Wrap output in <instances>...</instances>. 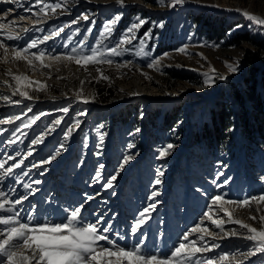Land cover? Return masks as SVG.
Masks as SVG:
<instances>
[{
	"label": "rangeland",
	"instance_id": "374dc122",
	"mask_svg": "<svg viewBox=\"0 0 264 264\" xmlns=\"http://www.w3.org/2000/svg\"><path fill=\"white\" fill-rule=\"evenodd\" d=\"M22 2L25 8L38 11L33 7L35 0ZM52 2L54 0H42V3ZM123 2L126 7H121L116 0H102L103 5H76L75 0H68L66 10L57 9L53 15L48 9L49 22L44 20L40 24L34 23L40 17L30 13L28 27L38 29L28 32L30 40L51 36L53 29L63 27L58 38L53 37L51 42V49L56 53H68L80 41H84L85 52L93 46L104 51L108 46H116L136 17L146 23L136 31L137 39L122 46L119 56L109 57L111 64L84 66L68 61L84 73L83 99L89 95L87 90L93 95L87 99L88 103L73 96L61 99L62 90L68 88L67 77L58 79L64 80L60 83L50 77L48 88L46 83L29 90L28 95L38 99L37 103H24L20 97H11L0 90V120L20 117V120L13 119L12 124H0L3 129L0 131V161L12 156L14 160L5 161V166L11 167L17 160H23L21 169L0 181V188L6 192L15 189L16 198L26 194L29 190L15 180L27 172L23 183H32L37 191L28 196L23 207L30 211V205H36L41 216H60L70 205L84 204L85 217L93 219L92 214L97 218L103 215L104 226L111 222L113 238L116 232L126 237L118 241L119 244L132 245L146 235L149 249L158 246L166 252L178 246L186 232L190 239L198 238L201 234L191 233V229L200 224L214 234L211 237L204 234L206 241L214 239L220 245L205 254L208 257L215 254L218 258L227 252L232 264L236 260L242 264H264V253L257 252L245 259L250 251H255L254 242L242 238L239 244H226L224 233L236 231L237 225L229 224L221 230L204 215L209 212L213 219L212 211L223 208L231 213V220H241L258 231L264 229V221L260 219L264 216V201L252 199L264 195V161L255 158L250 169L244 148V145L251 146L264 160V140L261 144L254 141L255 127L264 139V26L256 25L244 15L247 12L264 19V0H188L174 8L168 6L171 0ZM81 14H87L90 19L81 18L78 24H71ZM118 14L121 19L114 25L111 36L101 37L105 22ZM46 26L48 30L44 29ZM149 30L150 36L145 38ZM140 39H145V46L143 52L137 54ZM98 41L102 43L97 45ZM237 59L241 62L239 71L229 74L226 62L234 64ZM154 60L159 64L149 68ZM204 73L215 77V83L205 85ZM220 75L227 78L220 80ZM48 89L56 96L55 101L48 98ZM107 89L113 90L111 104L95 106V99L99 105L103 104L99 99L100 90ZM3 96L21 102H9ZM196 96L202 97V101L195 103ZM131 97L135 98L119 106L113 105L116 99ZM146 97L162 99L151 104ZM64 108L69 109L68 113L62 111ZM113 112L116 114L109 116ZM35 117H39L35 124L22 129L26 135L17 133L20 141L9 144L15 129ZM61 118L62 123L56 125L54 122ZM76 120L80 121L79 126L65 139V132ZM39 136H43V142L32 145V140ZM144 138L147 144L143 143ZM92 139L94 147L89 152ZM110 139L115 141L111 151L107 150ZM169 144L173 145L172 149L160 158V150ZM50 155L55 159L42 164ZM126 155L133 159L120 169ZM100 165H104L102 172L106 178L119 169L111 189H103L106 179L99 183L93 179ZM157 178L159 184L155 183ZM35 180L41 183H33ZM153 191L158 192V196L150 199ZM89 195L94 199L85 203ZM216 195L234 203L213 205L212 197ZM243 199H248L250 204L237 203ZM153 203L156 207L143 232L133 236L132 223L144 207ZM223 217L230 221L225 211L216 220ZM172 235L176 237L173 239ZM197 246H204V242Z\"/></svg>",
	"mask_w": 264,
	"mask_h": 264
},
{
	"label": "snow or ice",
	"instance_id": "6c2138e0",
	"mask_svg": "<svg viewBox=\"0 0 264 264\" xmlns=\"http://www.w3.org/2000/svg\"><path fill=\"white\" fill-rule=\"evenodd\" d=\"M160 3H164L165 0H159ZM188 2V0H171L168 4L169 7H176L177 5H182ZM121 7H126L123 0H116ZM22 6V5H21ZM33 7L38 8L37 12H33L34 17H40L34 21L35 24H40L44 20L48 19L47 10L51 9L53 15L56 14L57 9H67L66 0H54L52 3H42V0H35ZM12 10L9 9V12ZM25 11H31V8H25ZM43 14V15H41ZM63 14V12L61 13ZM248 19L253 21L256 25L264 26V19H260L255 15H249L247 12L244 13ZM7 16V13H5ZM85 21L89 20L87 14H81V17L77 20L71 21V24H78L79 19ZM23 19V17L21 18ZM121 19V14L116 15L113 19L108 20L104 24V29L101 32V37L107 39L111 36L113 27ZM138 21V23L136 22ZM15 23V22H10ZM94 23V21H93ZM146 21L140 17H136L133 23L125 30L122 34V38L116 44V46H108L104 51L100 50L99 46L91 47L88 52L83 51L84 41H80L77 47L71 48L70 52L65 55H52L51 59L55 62L64 61H75L77 65H90L93 63H109L113 61L109 57L119 56L121 54V48L125 44H131L132 40L137 39L135 33L143 26ZM69 25H65L68 27ZM8 25L0 22V35L3 34L4 29ZM38 30L34 28L22 29V33H27L28 31ZM63 31V27L59 30L53 29L51 36H44L43 40L33 39L26 47L14 46L11 49V57L14 61L24 60L27 61L29 65H32L33 60L39 61L42 66L50 67V65L44 64L45 53L39 51V45L46 42L47 40L58 36L60 32ZM79 31V29H77ZM151 30L145 33V38L150 36ZM22 39L20 33L8 32L4 39H0V48L4 50V62H9L8 60V48L5 47L7 41H19ZM72 37L69 36V40ZM102 41H98L97 45H100ZM145 46V39H140V48L137 54L143 52ZM31 49H37L36 52H31L30 56L26 55ZM180 51H185V49H180ZM90 53V54H89ZM167 55V54H165ZM240 60L237 59L236 62L227 63L226 68L229 74L237 73L240 69ZM159 64L158 60H154L153 63L149 64V68H153ZM214 71V70H213ZM12 76V79L16 81L17 91L21 97H27L28 93L26 91L20 90V85L22 81H27L28 78L23 75H12L11 71L7 73ZM205 80L204 84L210 86L215 83V77L209 76L208 73H204ZM106 78V77H105ZM220 80L227 78L225 75H220L218 77ZM5 84L8 83L7 80L4 81ZM29 83H32L29 81ZM84 82L81 81V84ZM15 94V93H14ZM135 94V93H133ZM77 98H80L79 94ZM3 99L9 102H14L19 104L21 101H10L8 96H3ZM83 103H88L87 99L82 100ZM64 113H68L69 109L64 108L62 110ZM41 116L45 113H41ZM15 120H20V117H14ZM13 119L0 120V124H12ZM39 117L29 119L26 123L21 124L13 132V139L8 141L9 144H15L20 141L22 129L30 128L36 123ZM62 119H57L54 123L60 125ZM80 124L79 120L75 121L73 127L69 128L65 132V139H67L72 131L75 130ZM3 131V129H0ZM139 131V130H137ZM43 136H39L32 140V145L43 142ZM103 137L101 136V141ZM63 147V145H61ZM133 145H129L132 148ZM173 145L169 144L166 148L160 150L159 156L163 158L168 155L169 151L172 149ZM59 154V151L56 153ZM99 154V153H98ZM28 155H31L29 151ZM55 159L54 155H50L48 160L41 161V163H50L51 160ZM133 157L131 155H126L123 158V162L120 165V169L124 167ZM14 160L12 156H7L5 161ZM5 161H0V181H3L6 177H12L14 175V170L21 169L23 160H17L11 167L5 166ZM33 167H38V165H33ZM104 165H100L97 169L93 179L99 183L106 179V183L102 185L103 189H111L117 178L119 169L117 173L111 175L110 177H105L103 175ZM19 175V174H17ZM28 173L23 172V175L19 179L15 180L16 184H22L24 189L29 190L24 195H19L16 198L15 189H9L8 192L0 188V264H232L229 260V254L226 252L223 255H216L210 258L207 253H212L214 249L220 247L215 240L206 241V235L211 237L214 234L208 232L207 228L201 227L197 224L191 229V233H199L201 235L196 239H190V234L186 232L181 238V242L174 249L169 251H164L158 246L149 249L146 243V235L139 239L138 243L132 245L119 244L118 241L125 240L126 237L121 235L119 232L115 233V238H113V229L111 227V222H108V226H104V216L101 215L98 218L95 214H92L93 219H89L84 216L83 208L84 204L70 205L68 208L63 210V215L60 216H41L38 214V209L36 205H30V211L23 207L24 201L28 199V196L34 195L37 189L32 187V183H23V179L27 177ZM33 183L40 184V180H35ZM155 183L159 184L160 180L157 178ZM225 184L228 183L227 180L224 181ZM158 196V192L153 191L151 193V198ZM94 199L93 196H86L85 203L88 200ZM253 200L264 201V195L260 197H253ZM213 205H223L225 203H234L233 201H225L221 195H216L212 197ZM239 205L247 206L250 204L248 199H243L238 201ZM156 205L150 204L144 207L139 213L135 221L131 225V234L137 236L143 232L145 224L151 217V212L154 210ZM231 220V213H228L226 209H223ZM211 220V223L216 225L217 228H221L223 221L215 220L211 218L209 212L204 214ZM255 219V217H252ZM264 221V216L260 217ZM235 224L240 225L241 229L247 230V235L241 238L248 241L255 242V251H250L245 259L250 258L252 255L258 253H264V229L257 230L251 227L249 224H245L239 220L234 221ZM206 234V235H204ZM225 237H236L240 236V233L233 230L232 232H225ZM204 242V246H197L198 243ZM210 245V246H209ZM235 264H242L240 260H236Z\"/></svg>",
	"mask_w": 264,
	"mask_h": 264
},
{
	"label": "bare ground",
	"instance_id": "6f19581e",
	"mask_svg": "<svg viewBox=\"0 0 264 264\" xmlns=\"http://www.w3.org/2000/svg\"><path fill=\"white\" fill-rule=\"evenodd\" d=\"M67 1L68 0H66V2ZM75 1H76V5H78V4H86V5L99 4V5H103L102 0H75ZM23 4L24 3L22 2V0H0V22L5 23L6 25H8V27L6 29H4L3 34L0 35V39H4V37L8 34V32L20 33L22 35V39L21 40H19V41H7L6 44H5V47H7L8 50H9V52H8V60H9V62H7V63L4 62V50L2 48H0V90L5 91L6 94L7 93L10 94L11 97H20L24 101V103H28L30 101H33V102L35 101V103H37L38 99L33 98L30 95H28V96L31 97L32 100L28 99L27 97H21L19 95V92L17 91L16 81L12 79V76L7 74L9 71H11L12 75H23V76H26L28 78L27 81H22L21 85H20V90L21 91H26V92H28L29 90L33 89L36 86L38 87V86H41V85H44V84L46 85V83H47L46 88H48V78H50V77L53 78L56 82H59V83L61 81H64V80H62V79L58 80V79H60L62 77L63 78L67 77L69 79L68 82H66L68 84V88L62 90V91H64V93L60 94L61 99L64 98V97L65 98H69V97H72V96L73 97H77L78 94H79L80 98L83 99L84 97L82 95V92H83V90H85V88H84L83 84H81V81L85 80L84 73L79 68V66L70 65L68 63V61L62 60L60 62H55V61H53L51 59L52 55H65V54H67V53H65L66 51L62 52V53H56V51H53L51 49V42L53 41V38H51V39L47 40L46 42L41 43L39 45V51H42V52H44L46 54L45 58H44V64L45 65H50V67L42 66L39 61H35V60H33L32 65H29L28 62L24 61V60H20V61L12 60V57H11V49H12V47H14V46L26 47L27 44L30 43L33 39H37V38H32V40H30V34H28L29 31L27 33H22V31H21L22 29L30 28V27H28L27 23H28V21H31L30 13H32L34 11V10L33 11H25L24 10L25 7L23 6ZM9 9H11L12 11L9 12ZM21 10L22 11L24 10V11L21 12ZM5 13H7V16H5ZM22 17H23V19H21ZM48 20L49 19H47V21ZM10 22H15V23H10ZM32 22H33V19H32ZM43 37L38 38V39L42 41ZM36 51H37V49H31L28 53H25V54L30 56L31 52H36ZM5 80L8 81L7 84L4 83ZM29 81H31L32 83H29ZM61 84L63 86V83H61ZM46 92H47V94L49 96L48 98L51 101L52 100L53 101L56 100V98H54L56 96H54V94L52 92H50L49 89ZM86 92L89 94V95H85L87 97V99H91L92 96H93L91 91L87 90ZM200 96H203V95H200ZM200 96H196V97H198V100H194L195 103L202 101V97H200ZM133 98H135V97L127 98V99L120 100V101L117 100V101H115L113 103V105L119 106L121 104H124V102H126L127 100H130V99H133ZM139 98H142V96H139ZM146 98H147L146 100L151 102V104H152L153 101L158 102L159 99H162V98H154V97H146ZM211 102H214V101H211ZM206 104L207 103H205L204 105H206ZM118 110H119V108H117V114L119 112ZM108 113H110V112H108ZM13 114H15V113H13ZM114 114H116V112L111 113V115H109V116L113 117ZM76 139H78V137L74 138L73 140H76ZM143 143L147 144V139L146 138H144ZM107 144L109 145L107 150L111 151V149H113L112 148L113 141H111V139H110L107 142ZM107 144L105 143L104 146H106ZM93 147H94V144H93V139H92L91 143L89 144L88 151L92 152ZM69 181H70V179H69ZM73 195L77 196L79 194L73 193ZM118 199H119V197H118ZM121 206H122V204H121ZM130 206H131V204H130ZM218 206H220V205H218ZM25 208H26V206H25ZM220 210L221 209H214L212 211L213 219L216 220L217 217L220 214L224 213V211H222V210L220 211ZM218 220L219 221H223V224H222L221 227L224 226V228L226 226H228L229 224H235L234 220L226 221L225 217H223V219H218ZM241 222H243V221H241ZM235 225H237V227H238L236 231L238 233H240V236H236V237L229 236V237H227V240H226V244L227 245L239 244L242 241L241 237L246 234V229H241L240 225H238V224H235ZM174 237H176V236L172 235L173 239H174ZM166 247H168V245ZM245 248H247V247H245Z\"/></svg>",
	"mask_w": 264,
	"mask_h": 264
},
{
	"label": "trees",
	"instance_id": "16d2710c",
	"mask_svg": "<svg viewBox=\"0 0 264 264\" xmlns=\"http://www.w3.org/2000/svg\"><path fill=\"white\" fill-rule=\"evenodd\" d=\"M100 95L101 96H99V99L103 102V104L101 103L102 105H99L97 103L96 99H95V102H94L95 106L107 107V106H109V104H111L110 100L112 98H114L112 89H107V90H105V92L100 90ZM115 101H117V99ZM104 102H106L105 105H104ZM114 126H115V122H114ZM255 128H256V131L255 130H253V131H255L257 135L254 137V141L256 140L258 144H261L262 141L264 140V139H262L263 138V134H262V132H260L258 127H255ZM210 137H211V135H210ZM210 142H211V140H210ZM208 147H211V144H208ZM262 147L264 148V146H262ZM244 148H245V158H247V160L249 161V168L250 169H251V162L253 160H255V158H258L260 162L264 161L263 157L258 153V151L256 149H254V148H252L251 146H248V145H244ZM263 164H264V162H263ZM252 172H253V170H252Z\"/></svg>",
	"mask_w": 264,
	"mask_h": 264
},
{
	"label": "built area",
	"instance_id": "2783aa9c",
	"mask_svg": "<svg viewBox=\"0 0 264 264\" xmlns=\"http://www.w3.org/2000/svg\"><path fill=\"white\" fill-rule=\"evenodd\" d=\"M56 38H58V36H56ZM154 123V122H153ZM188 155H191V153L190 152H188ZM176 165H174V167H175ZM180 166V162H179V165H178V167ZM184 187V186H183Z\"/></svg>",
	"mask_w": 264,
	"mask_h": 264
}]
</instances>
